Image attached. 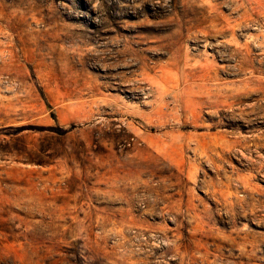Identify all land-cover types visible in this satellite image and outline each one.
Returning a JSON list of instances; mask_svg holds the SVG:
<instances>
[{"label":"rangeland","instance_id":"374dc122","mask_svg":"<svg viewBox=\"0 0 264 264\" xmlns=\"http://www.w3.org/2000/svg\"><path fill=\"white\" fill-rule=\"evenodd\" d=\"M0 264H264V0H0Z\"/></svg>","mask_w":264,"mask_h":264},{"label":"bare ground","instance_id":"6f19581e","mask_svg":"<svg viewBox=\"0 0 264 264\" xmlns=\"http://www.w3.org/2000/svg\"><path fill=\"white\" fill-rule=\"evenodd\" d=\"M257 80H258V79H257ZM256 133H257V132H256ZM243 142H244V141H243ZM243 144H244V143H243ZM243 153H244V152H243ZM258 154H259V153H258ZM262 161H263V160H262ZM255 165H256V164H255ZM242 181H243V180H242ZM243 182L247 183L248 185H251L250 182H248V181H246V180L243 181ZM250 188H251V187H250ZM252 190H253V187H252ZM242 217L244 218V215H243ZM236 218H237V217H236ZM239 218H240V217H239Z\"/></svg>","mask_w":264,"mask_h":264}]
</instances>
